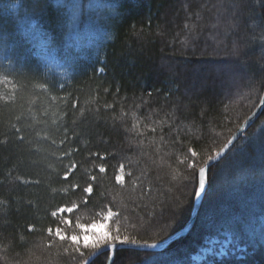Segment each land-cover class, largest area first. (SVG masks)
<instances>
[{
	"label": "trees",
	"instance_id": "16d2710c",
	"mask_svg": "<svg viewBox=\"0 0 264 264\" xmlns=\"http://www.w3.org/2000/svg\"><path fill=\"white\" fill-rule=\"evenodd\" d=\"M69 3L86 6L74 20ZM263 87L264 0H0V264H77L56 229L109 209L114 242L179 230L198 168ZM262 139L264 107L210 166L189 232L157 251L120 248L112 264H264ZM238 170L250 176L237 187Z\"/></svg>",
	"mask_w": 264,
	"mask_h": 264
},
{
	"label": "snow or ice",
	"instance_id": "6c2138e0",
	"mask_svg": "<svg viewBox=\"0 0 264 264\" xmlns=\"http://www.w3.org/2000/svg\"><path fill=\"white\" fill-rule=\"evenodd\" d=\"M69 8H71L73 10V20L75 19V13L79 10H81L82 8L86 7L85 5H81V4H73V3H69L67 5ZM234 55H240L239 52V48H234L233 51ZM262 107H264V105H262ZM231 143V142H229ZM261 143H264V139H262ZM229 148V144H225L223 147H221L219 149L218 152L215 153L216 157H220L222 153H225V151ZM191 151V149L189 150ZM192 156H196L195 152H192ZM214 157L213 156H209L208 157V161L205 162V166H201L198 168V186L194 188V192L196 196H200L202 193L205 192L206 190V184L208 183L207 181V171H208V164L209 162L213 161ZM190 167L195 168V164H190ZM101 172L104 171L103 168L100 169ZM260 176L262 178H264V168L260 169ZM250 174L246 173V172H242V171H237L236 173L230 175V177L228 178L227 182L232 183L235 186H239L245 182L248 181ZM121 177L117 176V180H120ZM84 192L91 194L92 192V185L89 184L88 187H86L84 189ZM77 206L74 204L71 207H61L60 209H58L59 212L64 213H72L74 211V209ZM57 213L53 212L52 215L55 216ZM114 215V213L109 209L103 216V219L100 222H96L93 221L91 224H82V223H77L75 225V228L78 229L79 231H73L70 235H66V234H62V230L60 228L56 229L55 235L57 237H59L60 240H69L71 241V249H72V253H73V260H75L77 262V264H89V256H93L98 250H100L103 247H107L109 249V259H113V256L111 254V250L114 249L116 247V243L114 241L118 240V238L116 237H111L108 235V233H105L103 236L98 235L95 232V229L98 226H103L104 222L109 220L112 216ZM65 224L71 225L72 221L69 219H65L64 220ZM48 232L51 233L52 229L49 228ZM92 233V236H95V240L89 244V240H90V236L89 233ZM254 233H248L245 232L243 234V237H247L249 239V241L251 242L254 239ZM259 235L261 237V239H264V225L260 226V230H259ZM83 240V245L80 244V241ZM120 244H129L131 243L132 245H136L137 246V250H151V249H157L160 248L162 246V242H157V241H153L152 243H148L147 241L141 243L137 240H132V241H128V239L125 237L123 240H119L118 241ZM232 243L231 240L228 241H224L221 243L220 246V251L219 253H217L220 256H224L225 255V250L227 249L228 245ZM91 247L92 251L91 252H87V249ZM235 250V249H234ZM69 249L68 248H64V252H68ZM206 253L207 252H213L212 248H208L204 250ZM240 251H243V249H240ZM87 252V254H86ZM78 254V255H77ZM195 259H199V257H196Z\"/></svg>",
	"mask_w": 264,
	"mask_h": 264
},
{
	"label": "water",
	"instance_id": "95a60500",
	"mask_svg": "<svg viewBox=\"0 0 264 264\" xmlns=\"http://www.w3.org/2000/svg\"><path fill=\"white\" fill-rule=\"evenodd\" d=\"M262 105H264V87H263V90H262L260 99H259L256 107L242 121V123L236 128V130L232 133V135L226 141L225 144H229V148L225 151V153H222L220 157H216L215 154L213 155L214 159H213V161L209 162V164H208V170H209L210 166H212L214 163L218 162L221 158H223L230 151V149L234 146V144L240 138L241 134L256 120V118L260 114V111L262 109ZM229 142H231V143H229ZM202 166H205V163ZM207 173H208V171H207ZM207 185H208V183L206 184V189H207ZM197 186H198V171H197ZM204 194H205V192L202 193L200 196L194 195V201H193V206H192L191 214H190L187 222L179 230L175 231L171 235H169V236H167V237H165L163 239L157 240V242H162V246L160 248L151 249V250H147V251H157V250H161L165 246H167L168 244H170L171 242L177 240L178 238H181L182 236H185L189 232L190 228L192 227V225H193V223H194V221L196 219V215H197L198 210L200 208V205H201V202L203 200ZM115 243H116V247L111 250V254L113 256V259H114L115 252L118 249H120V248H133V249H137V246L136 245H132L131 243H129V244H120L118 241L115 242ZM141 243H143V242H141ZM148 243H152V242H148ZM108 256H109V249H108ZM108 256H107L106 264H112L113 259H109Z\"/></svg>",
	"mask_w": 264,
	"mask_h": 264
},
{
	"label": "rangeland",
	"instance_id": "374dc122",
	"mask_svg": "<svg viewBox=\"0 0 264 264\" xmlns=\"http://www.w3.org/2000/svg\"><path fill=\"white\" fill-rule=\"evenodd\" d=\"M97 222H100V221H97ZM106 223H107V221L104 222V225L103 226H98L95 229V232L98 235L103 236L106 233V226H105ZM89 236H90L89 244H91L95 240L96 237L95 236H92V233L91 232L89 233ZM80 243L83 244V240H81Z\"/></svg>",
	"mask_w": 264,
	"mask_h": 264
}]
</instances>
